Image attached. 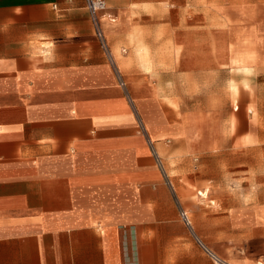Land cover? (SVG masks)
Segmentation results:
<instances>
[{"label": "crops", "instance_id": "1", "mask_svg": "<svg viewBox=\"0 0 264 264\" xmlns=\"http://www.w3.org/2000/svg\"><path fill=\"white\" fill-rule=\"evenodd\" d=\"M206 1L105 0L123 90L84 0H0V264H178L188 255L138 118L169 172L192 155L221 157L230 139L233 155L264 154V91L257 84L255 100H242L239 84L242 74L264 80V17L226 30L225 41ZM216 1L222 15L264 16V0ZM221 72L233 80V118L209 125L188 97L219 87ZM250 105L263 113L242 119ZM200 138L201 155L191 154Z\"/></svg>", "mask_w": 264, "mask_h": 264}, {"label": "rangeland", "instance_id": "2", "mask_svg": "<svg viewBox=\"0 0 264 264\" xmlns=\"http://www.w3.org/2000/svg\"><path fill=\"white\" fill-rule=\"evenodd\" d=\"M247 1L249 3V0ZM205 6L209 9L210 26L218 27L215 25L219 24L225 29V41H228V36L232 33L226 30H232L233 27L243 30L250 22L261 21L264 17L260 10L256 14L253 12V15H222L219 13L216 0H207ZM210 35L216 37L218 32H210ZM107 60L112 66L116 80L120 78L126 84L115 59ZM249 75L240 76L242 100L245 98L255 100L257 84L261 93L264 91V80L255 74ZM197 78L200 81V77ZM217 83L219 87L199 86L188 97L191 107L194 108L195 118L209 125L233 118V97L229 89V85L233 84L231 74L221 72ZM251 112L253 115L257 113V116L263 113L259 106L250 105L242 112L244 117L242 115L241 118L248 120ZM237 113L235 114L239 119ZM198 120L199 124H203ZM201 129L202 127H198L194 130L197 132ZM200 142L201 138L193 144L191 154L201 153L196 150ZM226 147L219 158L214 157L201 162L199 156L192 155L187 164L179 166V163L173 162L172 172L163 165L161 158L167 176L166 179L160 171L162 182L169 192L177 214L180 208L188 214L196 237L215 251L220 259L228 264L229 262L235 264L234 261L244 264H257L259 261L264 263V216L261 217L259 213L264 208V154L256 150L241 152L237 147L236 155H233L231 139ZM199 192H205L206 196L198 195ZM178 220L183 225L179 216ZM183 227L191 249L187 252L188 255L179 258L178 264H213L201 252L191 231Z\"/></svg>", "mask_w": 264, "mask_h": 264}, {"label": "built area", "instance_id": "3", "mask_svg": "<svg viewBox=\"0 0 264 264\" xmlns=\"http://www.w3.org/2000/svg\"><path fill=\"white\" fill-rule=\"evenodd\" d=\"M84 7H85V10L87 12L88 18L90 20L92 30H93V35H94V38H95L98 46L100 47V49L102 50V52L106 56V59H112L110 52L108 50L107 40H106L104 31L102 28L101 15L106 10L105 0H84ZM117 81H118L119 87L121 89L125 90V84L123 83V81L120 78H118ZM130 105H131L132 109L134 110V112L136 113V110H135L133 104L131 103V101H130ZM138 122H139V125L141 127L143 135L146 137L147 143L149 144L150 148L152 149V153L154 155L155 162H156V165H157L159 171H161L163 173L164 177L167 179V176L165 175L164 168L162 166L160 157L155 152V150L153 148V143L148 138L146 130L143 127L141 120L139 118H138ZM168 184L172 188L171 183L169 182ZM178 216H179V219L182 222V224L186 228H188L191 231V233L194 235L190 218H189L188 214L182 208H180V210L178 211ZM194 237L196 239L198 246L202 250V252L213 262V264H228L224 260L220 259L216 254H214L209 248H207L195 235H194Z\"/></svg>", "mask_w": 264, "mask_h": 264}, {"label": "bare ground", "instance_id": "4", "mask_svg": "<svg viewBox=\"0 0 264 264\" xmlns=\"http://www.w3.org/2000/svg\"><path fill=\"white\" fill-rule=\"evenodd\" d=\"M118 70H119V68H118ZM119 73H121L120 70H119ZM193 230H194V228H193ZM193 233H194V231H193ZM194 235H195V234H194ZM229 264H231V263H229Z\"/></svg>", "mask_w": 264, "mask_h": 264}]
</instances>
